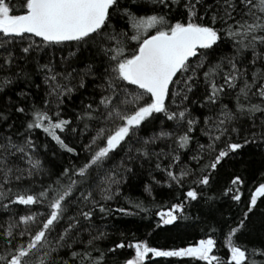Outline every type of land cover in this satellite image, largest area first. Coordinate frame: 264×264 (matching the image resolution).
<instances>
[{
    "label": "snow or ice",
    "instance_id": "1",
    "mask_svg": "<svg viewBox=\"0 0 264 264\" xmlns=\"http://www.w3.org/2000/svg\"><path fill=\"white\" fill-rule=\"evenodd\" d=\"M58 51L68 53L59 62ZM81 89L74 119L64 118V98ZM36 130L55 145L43 144L47 164ZM67 133L87 142L78 150ZM251 147L264 148V0H0V264H264V240L238 237L264 215V182L246 204L240 174L209 194L223 164ZM137 163L163 173L162 183L150 172L152 184L180 192L155 212L157 228L214 217L225 198L246 210L235 222L221 213L187 247L108 245L98 219L152 212L129 198L109 206ZM125 248L133 254L122 259Z\"/></svg>",
    "mask_w": 264,
    "mask_h": 264
},
{
    "label": "trees",
    "instance_id": "2",
    "mask_svg": "<svg viewBox=\"0 0 264 264\" xmlns=\"http://www.w3.org/2000/svg\"><path fill=\"white\" fill-rule=\"evenodd\" d=\"M61 55L67 56L68 53L67 51L56 52L55 59L57 62H59ZM37 83L40 84V88L34 89V91L37 93V102H40L45 97L46 87L39 78L37 79ZM90 88L91 82H89V89ZM87 94L88 93L85 90L81 89L75 92L71 97L64 98V104L62 105L64 118L74 119L75 112L79 110L81 99ZM64 135L67 137L66 142L70 144L74 143L78 147V150L80 143L87 142L86 138L82 141L79 136L73 137L71 133ZM34 136L37 143L40 145L41 158L47 164V161L52 160L53 158L51 150L47 155L43 154V144L45 142H50V138H46L40 130H36ZM54 148V142H50V149ZM83 158L84 153L81 152L80 159L82 160ZM73 159L75 160V158ZM184 159L187 160V156H185ZM68 160L69 155L65 154L62 158L58 156L55 163L59 165L61 163H67ZM75 162L79 163L80 160H75ZM153 168L154 164L150 166L148 163H145L144 167L141 168L140 164L137 163L135 165L136 174H129L126 182L122 183L120 197L115 201L109 202L111 208H116L118 206L128 208L129 205L126 203L125 198H129L133 201H141L146 207L152 209L151 213L147 215L140 213L137 216H120L119 214H115L108 217L106 221L97 220L98 224L106 223L108 230L112 233L110 240L107 242L108 245L119 243L123 239L125 243L135 242L137 240H147L151 246L161 249L187 247L190 244H194L200 238H203L204 232L202 229H205L207 223L214 221L217 226H220L222 224L220 218L221 213L225 218L231 217L233 222H235L238 218L242 217L243 211L246 210L244 204L237 206L234 202L225 198L216 201L217 211L214 217L200 222L195 220H180L176 222V226L163 225L162 227L157 228L156 223L159 221V218L155 216V212L158 210H166L168 205L177 202L175 196L179 195L180 192L176 189H168L162 185L152 184L151 176L149 175L150 172L162 183L165 179L163 173L152 171ZM262 173H264V148H245L243 150L242 159L237 158L236 160H227L223 164L215 176L213 187L209 194H218L229 184L230 179L234 175L240 174L246 180V185L243 189V200L246 204L250 192L254 190V187L258 185V183L264 182V180H262ZM146 184H152V196H149L145 191ZM153 196L155 197V201H153ZM202 204L203 201H201V205ZM261 208H264V205H262ZM21 209H23V206H21ZM35 210L40 209L35 207ZM187 211L193 216L198 214L196 208H190ZM199 214L203 215L202 212ZM6 218L7 217H4V219ZM224 231L226 232L227 228H224ZM121 233H123V236H121ZM238 237L240 243L247 244L249 247L259 245L261 241L264 240V215L261 214L260 210H257L255 214L251 215L250 220L247 221L246 229L241 233H238ZM118 253L123 259L130 257L133 254V250L125 248L123 250H118ZM217 254L224 257L227 256V249L223 247L222 237L220 238V245L218 246ZM184 259L188 260L189 258ZM257 259L260 258L257 257ZM156 262H158V264H182L180 258H153L149 264H156ZM196 264H200V262H196Z\"/></svg>",
    "mask_w": 264,
    "mask_h": 264
}]
</instances>
